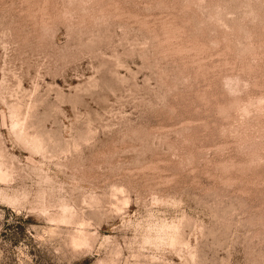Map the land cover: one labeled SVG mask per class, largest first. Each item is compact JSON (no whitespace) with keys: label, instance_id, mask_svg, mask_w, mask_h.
Instances as JSON below:
<instances>
[{"label":"rangeland","instance_id":"obj_1","mask_svg":"<svg viewBox=\"0 0 264 264\" xmlns=\"http://www.w3.org/2000/svg\"><path fill=\"white\" fill-rule=\"evenodd\" d=\"M0 264H264V0H0Z\"/></svg>","mask_w":264,"mask_h":264}]
</instances>
